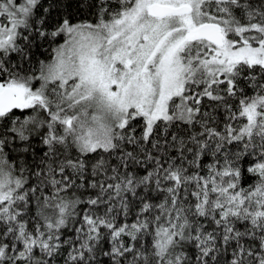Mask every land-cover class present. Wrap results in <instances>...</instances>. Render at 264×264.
<instances>
[{
  "label": "snow or ice",
  "instance_id": "snow-or-ice-1",
  "mask_svg": "<svg viewBox=\"0 0 264 264\" xmlns=\"http://www.w3.org/2000/svg\"><path fill=\"white\" fill-rule=\"evenodd\" d=\"M0 264H264V0H0Z\"/></svg>",
  "mask_w": 264,
  "mask_h": 264
}]
</instances>
